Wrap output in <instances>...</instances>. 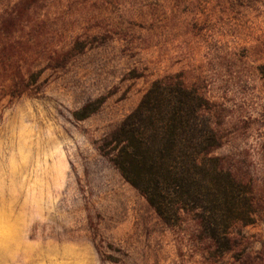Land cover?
<instances>
[{
    "label": "rangeland",
    "instance_id": "374dc122",
    "mask_svg": "<svg viewBox=\"0 0 264 264\" xmlns=\"http://www.w3.org/2000/svg\"><path fill=\"white\" fill-rule=\"evenodd\" d=\"M158 80L202 98L249 188L224 251L115 164ZM0 264H264V0H0Z\"/></svg>",
    "mask_w": 264,
    "mask_h": 264
},
{
    "label": "trees",
    "instance_id": "16d2710c",
    "mask_svg": "<svg viewBox=\"0 0 264 264\" xmlns=\"http://www.w3.org/2000/svg\"><path fill=\"white\" fill-rule=\"evenodd\" d=\"M204 107L181 82L155 81L113 132L120 141L114 161L163 220L175 224L182 211L193 212L224 251L230 227L250 222V191L208 155L217 138Z\"/></svg>",
    "mask_w": 264,
    "mask_h": 264
}]
</instances>
